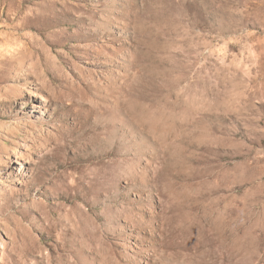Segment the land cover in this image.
<instances>
[{
	"label": "rangeland",
	"instance_id": "1",
	"mask_svg": "<svg viewBox=\"0 0 264 264\" xmlns=\"http://www.w3.org/2000/svg\"><path fill=\"white\" fill-rule=\"evenodd\" d=\"M0 264H264V0H0Z\"/></svg>",
	"mask_w": 264,
	"mask_h": 264
},
{
	"label": "bare ground",
	"instance_id": "2",
	"mask_svg": "<svg viewBox=\"0 0 264 264\" xmlns=\"http://www.w3.org/2000/svg\"><path fill=\"white\" fill-rule=\"evenodd\" d=\"M97 170H98V169H97ZM100 172H101V170H100ZM100 176H102V175H100ZM103 176H104V175H103ZM102 179H103V178H102ZM102 179H101V180H102ZM98 182H99V181H98ZM141 226H142V225H141Z\"/></svg>",
	"mask_w": 264,
	"mask_h": 264
}]
</instances>
